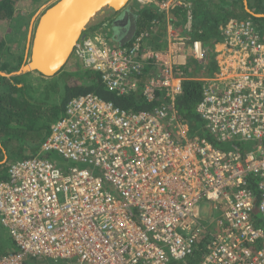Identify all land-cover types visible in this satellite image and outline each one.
<instances>
[{"label": "built area", "instance_id": "built-area-1", "mask_svg": "<svg viewBox=\"0 0 264 264\" xmlns=\"http://www.w3.org/2000/svg\"><path fill=\"white\" fill-rule=\"evenodd\" d=\"M134 2L165 15L185 6ZM157 23L128 46L109 45L101 35L99 45L83 37L74 46V57L117 95L137 90L142 65L154 66L159 71L142 94L153 101L159 93L163 103L128 112L94 93L71 98L39 151L9 164L0 180V225L17 249L0 255V264H179L203 238L198 264H264L263 36L251 20L230 21L214 74L186 76L188 61L201 62L207 49L168 22L166 47H145ZM186 80L202 83L196 113L209 136L249 142L244 153L206 137L189 141L173 108ZM49 152L98 175L56 166L44 156ZM202 201L209 205L203 218Z\"/></svg>", "mask_w": 264, "mask_h": 264}, {"label": "trees", "instance_id": "trees-1", "mask_svg": "<svg viewBox=\"0 0 264 264\" xmlns=\"http://www.w3.org/2000/svg\"><path fill=\"white\" fill-rule=\"evenodd\" d=\"M20 1L25 2L27 9L35 6L31 0H0V22L14 23L13 31L15 33H19L22 27V25L17 24V16L22 9L18 10L17 16H14L15 5ZM43 1L41 0V3ZM245 1L246 4H244V0H185V6L175 9L168 17L165 14H157L153 8L139 9V12L132 11L136 20V33L134 36L147 29L149 23L155 20L158 22L153 27L155 32H151L144 40V46L152 50L163 49L166 47V23H170L173 28L178 29L180 34L200 40L207 49V57L204 63L201 64L190 59L187 67L183 70V74L186 76L195 74L208 76L214 72L216 67L215 50L221 41V30L230 21L243 22L251 20L255 22L259 26V31L264 41V17H254V15L264 16V0ZM247 9L254 15H251ZM116 16L117 13L114 14L113 20ZM30 17L31 15L24 19L26 26ZM188 20H190V26L187 30ZM112 27L115 29L114 26ZM19 37L22 38L20 33ZM3 38H0V72L9 74L20 69L25 60V55L24 50L18 56L11 54L10 49H12L16 41L13 42L10 39ZM113 39H116L114 35ZM129 44L130 42L125 46ZM115 46L118 45L115 44ZM81 64L86 72L83 74L84 77L80 85L75 83L74 85H68L62 82V84L60 83L59 86H56L55 91L52 90L51 92L45 89L44 92H47L45 96H39L36 92L38 102L35 99L31 102L32 99L27 95L26 88L31 89L32 86L26 84V87L24 83L26 76L36 72L11 79L0 76V180L6 177V171L9 166V154L18 156L19 159L15 161L23 160L36 154L39 151L40 144L50 134L51 125L62 116L67 102L73 97L94 93L103 100L112 102L118 108L128 112L149 111L161 101L159 93L155 95L153 101H148L142 94L144 85L159 71L154 66L142 65L141 74L136 76L137 90L126 95H117L115 92L107 90L101 82L99 72L85 67L82 62ZM36 74L40 77V81L47 82L51 78L43 77L39 73ZM182 86V93L175 100V109L183 122L188 124L190 135L198 134L201 137H206L220 149L236 150L244 153L248 147L245 142L234 140L217 143L204 129V123L196 113V106L201 100L202 83L186 80ZM34 91L38 90L35 88ZM26 138H30L31 143H33L32 147L27 149L28 154L26 153V147H23L25 143L23 140ZM12 143L15 144L10 148L9 145ZM226 147L229 149H225ZM3 150L7 155V159L4 163H1L5 155ZM210 219L208 218L209 223ZM210 224L209 228H211ZM205 244L206 238H203L197 244L193 255L179 264H198L205 252ZM16 250L14 244L9 246V251L14 252ZM7 252V248L5 251H1L3 254Z\"/></svg>", "mask_w": 264, "mask_h": 264}, {"label": "water", "instance_id": "water-1", "mask_svg": "<svg viewBox=\"0 0 264 264\" xmlns=\"http://www.w3.org/2000/svg\"><path fill=\"white\" fill-rule=\"evenodd\" d=\"M72 2L73 0H57L55 4L46 9L43 14L39 16L33 34L28 38V41L31 38L30 45L26 47L30 50L29 59L25 57L22 66L16 72L10 74L0 72L1 77L10 79L32 72L39 73L46 78L55 76L69 60L74 46L83 38V32L97 21L107 16L114 15L115 13H117V16L113 20L112 25L115 28L114 36L119 39V45H125L134 36L136 32V20L134 14L129 9L130 0H95L94 5L91 4L93 12L89 14L90 7L83 9L82 12L79 13L78 23L72 26L71 32L68 33L69 37L67 39V44L75 39L72 48L68 50L66 46L60 55L58 54L56 58L52 59V56H48L50 55L49 52H51L53 46H59L61 44V38L64 37L63 34L65 35L64 30L69 26L68 12L69 9H71L69 6H71ZM247 11L251 15H254L249 10ZM254 17L260 18L264 16L254 15ZM56 27L60 29L62 35L60 36V41L58 42L55 38L52 47H50L48 39L53 38L54 35L52 32ZM118 32H122L123 35L120 36ZM1 163H4V161Z\"/></svg>", "mask_w": 264, "mask_h": 264}, {"label": "rangeland", "instance_id": "rangeland-1", "mask_svg": "<svg viewBox=\"0 0 264 264\" xmlns=\"http://www.w3.org/2000/svg\"><path fill=\"white\" fill-rule=\"evenodd\" d=\"M57 0H44L43 3H41V0H31L35 6L33 8L27 9L25 7V2L20 1L15 5V13L14 16H17L18 10H20L18 16H17V24L22 25V27L19 30V33L22 35V38L19 37V33H15L13 30L14 28V23L9 24L8 22H0V38L4 37L6 39H10L15 44L13 45L12 49H10L11 54H16L17 56L20 55L22 52V47L23 44L27 43L28 37H30V34H32V27L36 23L37 19L43 12L51 7L53 4H55ZM40 3V4H39ZM28 6V5H27ZM129 7L133 11H138L139 12V7L135 4L134 0H131L129 3ZM146 10V9H144ZM143 10V11H144ZM31 15L30 19L28 20V25H25L24 19L28 18V16ZM114 15L107 16L99 21H97L95 24L89 26L84 32V36L90 38L96 45H99L97 39L98 36H102V41L107 42L109 45L114 46L116 43L114 42L113 35H114V29L112 25V20H113ZM259 27V26H258ZM261 28V26H260ZM8 37V38H7ZM3 38V39H4ZM19 41V43H18ZM24 52V51H23ZM25 55V52H24ZM23 55V56H24ZM85 69L82 66L81 62L76 59L73 55L70 56L68 62L66 65L61 69L60 72L57 73V75L51 77L47 82L45 81H40L39 76L36 73H33L31 75L26 76L24 83L25 86L27 87L26 84H30L32 86L31 89L26 88V93L27 95L34 101L38 102V98L36 96V92L39 96H45L47 92H44L46 90H56V86H59L60 83L65 82L68 85H80L83 80V74H84ZM74 80L78 82H74ZM37 89L38 91H34V89ZM34 94V95H33ZM33 95V96H32ZM38 96V97H39ZM25 143L23 144V147H26V153L28 154L29 152L27 149H30L33 145L31 143L30 138H26ZM15 143L10 144V148L12 145ZM246 145H249V142L246 143ZM226 147L225 149H227ZM229 149V148H228ZM223 150V148H222ZM9 160L8 163L10 164L11 162L15 161L16 159H19L18 156H14L13 154H9ZM44 156L52 163L56 164V166L64 167V168H72L75 167L77 169H86L89 172H92L93 175L97 176V170L93 169L92 166L80 163L78 161H71V160H64L61 156H59L55 152H49L47 155L44 154ZM208 204L206 202H200L199 208L200 210H204L202 212V218L207 217L208 215L206 214V211H208ZM217 214H214V216L210 219V223L213 222V218H216ZM211 227L214 226V224H210ZM12 241L11 238L8 234V231L6 228L2 227L0 225V255H3L1 251H5L6 248L9 251V246H11ZM40 260H32L30 258H25L24 264H40ZM47 264H64L63 262H57L55 260H49Z\"/></svg>", "mask_w": 264, "mask_h": 264}, {"label": "bare ground", "instance_id": "bare-ground-1", "mask_svg": "<svg viewBox=\"0 0 264 264\" xmlns=\"http://www.w3.org/2000/svg\"><path fill=\"white\" fill-rule=\"evenodd\" d=\"M94 3H95V0H89V2H88V0H73L71 6H69V8H71V9H69V12H68L69 13V16H68V19H69L68 25L69 26L66 27V30H64V32H65V35L63 34L64 37L61 38V41H60V36L62 34L60 33V29L58 27H56V29L52 32V34L54 35L53 38L48 39V43L50 44V47H52L55 38L58 42L60 41V43H61L59 46H53L52 47L51 52H49L50 55H48L49 57L52 56V59L56 58L58 56V54L60 55L62 50L64 48H66V46H67L68 50H70L72 48V46L75 42V39H74V41H71L69 44H67V39L69 37L68 33L71 32V30H72L71 27L75 26V24L78 23L79 13L82 12L83 9L90 7L89 14H91L93 12V10L91 9V4L94 5Z\"/></svg>", "mask_w": 264, "mask_h": 264}, {"label": "clouds", "instance_id": "clouds-1", "mask_svg": "<svg viewBox=\"0 0 264 264\" xmlns=\"http://www.w3.org/2000/svg\"><path fill=\"white\" fill-rule=\"evenodd\" d=\"M131 1V0H130ZM244 4H246V1L244 0ZM129 9H130V11L132 12L133 10L129 7ZM248 10V9H247ZM251 12V11H250ZM133 13V12H132ZM161 15H163V14H161ZM167 17H168V15H166ZM188 21H190V20H188ZM187 21V22H188ZM36 23H37V21H36ZM255 23V22H254ZM170 24V23H169ZM190 24V23H189ZM256 24V23H255ZM257 25V24H256ZM35 26L36 25H34V28H33V31H34V29H35ZM226 26V25H225ZM224 26V27H225ZM258 26V25H257ZM188 29H189V27H188ZM223 29V28H222ZM258 29H259V27H258ZM33 31H32V34H33ZM179 32V31H178ZM136 33V32H135ZM180 33V32H179ZM32 34H30L31 36H32ZM118 34L120 35V36H122L123 35V33L122 32H118ZM135 35V34H134ZM83 37H85L84 36V34H83ZM115 37V36H114ZM134 37V36H133ZM132 37V38H133ZM29 38V37H28ZM132 38H131V40H132ZM82 39V38H81ZM191 39H193V38H191ZM118 37L114 40V42L118 45V46H120L119 45V43H118ZM130 40V41H131ZM193 40H196V41H199V42H201L200 40H197V39H193ZM129 41V42H130ZM30 43H31V38H30V40L28 41V39H27V43L25 44H23V47H22V49L24 50V52H25V57H27V59H29V55H30V50H28L26 47H27V45H30ZM223 43V40H222V35H221V41L218 43V45H217V47H216V49L217 48H219L220 47V45ZM127 44V43H126ZM125 44V45H126ZM202 44V43H201ZM125 45H123V46H125ZM115 46V45H114ZM27 50V51H26ZM216 51V50H215ZM215 54H216V52H215ZM72 55H73V53H72ZM74 56V55H73ZM207 57V56H206ZM206 57L204 58V60H202L201 62H199V63H201V64H203L204 63V61L206 60ZM216 57H217V54H216ZM216 68H217V59H216V67H215V70H214V72L216 71ZM214 72L211 74V75H206L207 77H211L213 74H214ZM10 74V73H9ZM33 74V73H32ZM201 75V74H200ZM11 79V78H10ZM176 100V99H175ZM161 103H163V101L161 100L160 102H159V104H157V105H160ZM174 106H173V108H174V110H175V112H176V114L178 115V113H177V111H176V109H175V101H174V104H173ZM179 116V115H178ZM180 117V116H179ZM180 119H181V121L183 122V120H182V118L180 117ZM184 124H187V123H185V122H183ZM188 125V124H187ZM188 128H189V126H188ZM197 137H199V135L198 134H195V135H193V136H191L190 135V130H189V136H188V139H189V141L190 140H192L193 138H197ZM201 137V136H200ZM11 164V163H10Z\"/></svg>", "mask_w": 264, "mask_h": 264}, {"label": "crops", "instance_id": "crops-1", "mask_svg": "<svg viewBox=\"0 0 264 264\" xmlns=\"http://www.w3.org/2000/svg\"><path fill=\"white\" fill-rule=\"evenodd\" d=\"M167 24V23H166ZM167 26H168V24H167ZM167 26H166V32H167ZM190 26V24H188L187 23V25H186V28H188ZM34 28V25H33V27H32V29ZM188 30V29H187ZM166 38V37H165ZM3 154H5V151L3 150ZM6 159H7V155L5 154L4 155V159H3V161L5 162L6 161ZM2 161V162H3ZM13 162H15V161H13ZM13 162H11V163H13Z\"/></svg>", "mask_w": 264, "mask_h": 264}]
</instances>
